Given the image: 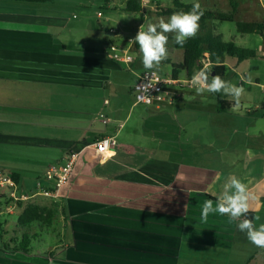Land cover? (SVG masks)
I'll use <instances>...</instances> for the list:
<instances>
[{"label": "crops", "instance_id": "crops-1", "mask_svg": "<svg viewBox=\"0 0 264 264\" xmlns=\"http://www.w3.org/2000/svg\"><path fill=\"white\" fill-rule=\"evenodd\" d=\"M147 2L141 11L146 15L153 8ZM69 6L64 0H0V141L26 146L29 172L41 168L43 176L71 152H80L58 197L38 195L23 204L54 207L52 225L22 228L15 222L14 234L33 237L30 252L6 248L0 264H182V257L184 264H217L221 254L222 264H264V250L227 216L200 222V206L208 196L215 203L221 185L234 174L254 196L250 212L260 216L257 225L264 223V102L240 98L237 105L220 93L235 104L218 112L217 101L206 102L212 93L181 89L172 103L137 104L133 87L145 71L142 59L127 65L106 52L88 56L71 49L65 34ZM122 45L131 52L137 48L128 40ZM256 59L264 61V52ZM225 64L226 80L264 88L260 77L247 74L258 65L235 59ZM246 66L242 77L238 69ZM122 67L132 83L123 81ZM84 88L100 93L84 97ZM117 88L124 95L118 96ZM111 137L120 142V152L103 158L91 145ZM2 152L0 158L8 161ZM9 158L19 163V157ZM18 170L9 174L18 176L20 190L36 192L29 172ZM42 184L52 186L47 180ZM17 209L22 213L23 207ZM4 213L9 218L16 211ZM46 234L55 236L54 244L34 240ZM37 242L42 245L34 250Z\"/></svg>", "mask_w": 264, "mask_h": 264}, {"label": "rangeland", "instance_id": "rangeland-1", "mask_svg": "<svg viewBox=\"0 0 264 264\" xmlns=\"http://www.w3.org/2000/svg\"><path fill=\"white\" fill-rule=\"evenodd\" d=\"M56 1V0H53ZM67 2V31L66 36L68 38L67 44H71L69 47L71 49L77 50L81 52L79 54H90L94 53L97 55H102L108 50L109 45L112 43L115 44H125L129 38H134L139 30L141 24L144 23V16H148L154 22L158 21L160 17H164L167 19L169 16H160L158 11L160 8H168L173 7L172 0H149L151 2V6L153 8L146 9V13H130L126 12L121 8L122 0H64ZM146 2V0H144ZM185 4H192L193 0H181ZM150 2H147L148 4ZM202 7L205 9H220L221 11H229L231 9L230 0H199ZM214 2L217 5L211 4ZM239 9L236 16V20L234 22H224L219 23L217 21H211L208 23L209 27H214L218 34L223 36L225 41H232L238 46L255 49L257 51L264 52V37L258 34H247L242 36L237 32L236 22L237 21H264V0H237ZM150 5V4H149ZM58 8L51 7V11H56ZM98 13H101V17H97ZM70 41V43H69ZM137 47V46H136ZM168 48V58H170L173 62L183 59V51L180 49H175L172 45H167ZM74 51V52H75ZM70 52V51H69ZM132 55L136 60L142 59V55L140 54L137 48H133ZM228 60H232L228 58ZM247 62L252 64L253 66H259L258 69H242L241 67L238 69V72L242 75L244 71H247L249 78H258L260 77L262 81H264V61H260L257 59L247 60ZM158 73L162 75H167L172 72V63L171 61L164 60L158 70ZM122 77L123 81L133 82V77L127 72L125 67H122ZM183 76V75H182ZM244 75H242L243 77ZM231 79V78H230ZM232 82L239 85L238 80L232 78ZM122 85V84H121ZM244 93L240 98L245 100L246 102H264V88H258L256 86L246 85L243 86ZM113 89V88H112ZM174 89V88H173ZM118 96L124 95L121 91V88L118 89ZM175 91L181 89H174ZM93 91V92H92ZM100 91L96 92L94 89H85L83 90L84 97H92L95 94H99ZM126 95V94H125ZM86 100V98H84ZM216 98L209 96L208 100H206L207 104L215 105ZM91 106V102H86L85 104ZM19 131L22 129L18 128ZM2 144V145H1ZM0 149L3 150V157L6 155V159L8 161L0 158V168H3L2 171H6L7 174L10 171L18 170L23 175L32 170V166H29L31 157H28L27 150H24L26 146L22 144H11V143H2L0 141ZM25 154V155H24ZM24 155V156H21ZM9 157H19V163L16 164ZM20 158L24 159L23 161ZM29 159V160H28ZM13 161V165L12 162ZM28 160V161H27ZM28 162V164H27ZM56 164V163H54ZM31 165V164H30ZM5 166V167H1ZM30 167V168H28ZM18 168V169H17ZM38 169V168H37ZM43 169L39 168L38 171H32L28 173L29 179L31 180V186H34L33 190L38 191L37 183L39 181H46L45 177L42 173ZM24 190V189H23ZM25 192V190H24ZM10 206V205H9ZM9 206L4 203H1L0 206V253L3 250H6L7 246H10L11 240L15 235L22 236L21 232H16L14 234L15 222L18 221V216L21 213V210L13 209L16 213L9 218L6 217V210L9 213ZM10 215V214H9ZM33 230V229H31ZM35 230V229H34ZM33 230V231H34ZM35 232V231H34ZM28 235H30L28 233ZM31 236V235H30ZM34 237V240L38 238L41 240L45 239L47 243V247L51 243H55V236H51L50 238L46 235H42L41 237ZM32 237V236H31ZM33 238V237H32ZM40 243H36L34 246V250L40 247ZM14 245L12 244V247ZM201 253H204L200 251ZM220 253L215 252L214 256H218ZM194 256V255H192ZM198 259V258H197ZM217 264H222V254L220 255V259ZM182 264H184V258L182 257ZM235 264V263H233Z\"/></svg>", "mask_w": 264, "mask_h": 264}, {"label": "clouds", "instance_id": "clouds-1", "mask_svg": "<svg viewBox=\"0 0 264 264\" xmlns=\"http://www.w3.org/2000/svg\"><path fill=\"white\" fill-rule=\"evenodd\" d=\"M204 14L199 0H193L190 10L175 11L167 19L160 17L158 21L154 22L148 16H144V23L140 25L136 36L129 40V44H138L144 69L158 70L162 62L167 59L168 34L172 35L173 43L180 47H184L189 39H194L200 31L199 22ZM217 63H219V58H217ZM190 84L195 89L196 95L206 92L222 93L231 97L237 105L244 93L242 86L223 79L219 74H211L207 70V66L193 73ZM137 87H143L147 93L153 86L149 81V83ZM252 200H254V196L250 192L248 184L234 174H229L221 185L215 203L208 199L200 206V222L207 223L210 215L227 216L228 223H235L237 230L244 233L249 242L264 250V223L257 225L256 221L260 220L258 215L248 217V213L252 210ZM186 208L187 205H185V210Z\"/></svg>", "mask_w": 264, "mask_h": 264}, {"label": "trees", "instance_id": "trees-1", "mask_svg": "<svg viewBox=\"0 0 264 264\" xmlns=\"http://www.w3.org/2000/svg\"><path fill=\"white\" fill-rule=\"evenodd\" d=\"M124 11L130 13H140L142 11L141 0H124ZM173 7L160 8L158 14L160 16H170L173 12L184 10H190L192 4H185L181 0H172ZM202 6V5H201ZM231 9L229 11H221L220 9H205L204 16L200 20V31L194 39H189L184 47L176 45L172 41V35H169V45H172L175 49L183 51V61L181 63L172 64L171 74L174 77H179L181 74H185L191 78L195 71L202 68V60H209L213 64L211 67V74H219L226 80L229 68L225 64L228 58L235 59L238 62H244L258 57V51L242 46L236 45L232 41H225L221 34L216 32L214 27H209L208 23L211 21H217L219 23L234 22L238 13L237 0H230ZM237 32L242 36L247 34H258L264 37V21H237ZM137 48H139L137 44ZM219 58V63H217ZM217 100V111L227 112L234 106V102L228 101L221 96L220 93L213 94ZM12 177L19 182L18 176L13 174ZM213 200L212 197L208 196ZM7 206L10 205V201H4ZM3 199H0L1 203H4ZM19 207H23V211L18 218V226L22 228H29L33 224H38L41 227H49L56 216V209L54 207H43L35 203H28L23 206V203H19ZM255 216L254 212H249L248 217ZM33 238L29 235H23L20 240L12 239L8 249L13 251H22L25 253L30 252L31 240ZM12 244L14 245L12 247Z\"/></svg>", "mask_w": 264, "mask_h": 264}, {"label": "built area", "instance_id": "built-area-1", "mask_svg": "<svg viewBox=\"0 0 264 264\" xmlns=\"http://www.w3.org/2000/svg\"><path fill=\"white\" fill-rule=\"evenodd\" d=\"M142 4L146 3L141 0ZM101 16V13H99ZM132 38L128 39L129 40ZM108 57L114 61L132 65L135 61L131 49L111 43L108 50H106ZM202 68L207 66V70L211 73L212 63L209 60H202ZM201 68V69H202ZM154 72V74H153ZM191 78L189 77H174L171 73L162 75L156 70L143 71L134 84V98L137 104H143L147 106L159 107L163 103H172L177 91L174 89H194L190 84ZM149 81L152 84V88L145 93L143 87L137 86L147 84ZM174 88V89H173ZM96 153L103 158H112L119 154L120 142L116 137L102 138L95 141L91 145ZM80 156V152H71L67 160L62 165H52L45 171V179L52 183L50 187H44L42 181L37 183L38 191L31 194L24 193L20 190L19 183L12 177V175L5 172H0V199L4 201H10V209H16L19 203H27L38 195L43 197L56 198L59 195L60 189L70 180L75 164Z\"/></svg>", "mask_w": 264, "mask_h": 264}]
</instances>
